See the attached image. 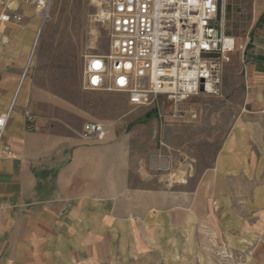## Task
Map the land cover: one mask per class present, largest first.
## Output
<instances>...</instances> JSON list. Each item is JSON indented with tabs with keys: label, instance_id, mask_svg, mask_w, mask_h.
I'll return each mask as SVG.
<instances>
[{
	"label": "crops",
	"instance_id": "obj_1",
	"mask_svg": "<svg viewBox=\"0 0 264 264\" xmlns=\"http://www.w3.org/2000/svg\"><path fill=\"white\" fill-rule=\"evenodd\" d=\"M6 5L22 21L0 20V114L14 100L3 135L12 154L0 158V264H198L208 235L241 232V202L264 206L263 8L223 71L237 120L197 178L166 186L137 148L148 129L131 124L129 107L102 122L103 140L86 139L84 115L49 110L42 103L54 99L20 82L40 21L29 3L0 0V14Z\"/></svg>",
	"mask_w": 264,
	"mask_h": 264
},
{
	"label": "rangeland",
	"instance_id": "obj_2",
	"mask_svg": "<svg viewBox=\"0 0 264 264\" xmlns=\"http://www.w3.org/2000/svg\"><path fill=\"white\" fill-rule=\"evenodd\" d=\"M263 5L264 0L222 1L220 14L225 19L226 32L237 43L253 31L263 14ZM95 11L90 0H52L49 18L38 32L25 77L37 86L40 96L54 99L43 102L44 107L55 113L70 109L73 119L80 113L84 115L83 124L115 119L125 106L129 107V116L134 118L131 124L143 123L148 129V139L145 132L140 134L144 143L137 148L148 149L150 172L162 176L166 186L197 178L201 168L211 164L237 120L238 111L230 96L223 89L217 97L192 96L183 106L194 108L197 118L168 121L160 119L152 106L133 107L123 94L84 90L85 55L104 53L108 47L105 27L94 21ZM261 193L257 194H264ZM214 206L216 224L221 215L216 202ZM240 206L244 219L241 232L222 237L214 232L208 235L198 264H251L252 259H264V206L252 212L246 202Z\"/></svg>",
	"mask_w": 264,
	"mask_h": 264
},
{
	"label": "built area",
	"instance_id": "obj_3",
	"mask_svg": "<svg viewBox=\"0 0 264 264\" xmlns=\"http://www.w3.org/2000/svg\"><path fill=\"white\" fill-rule=\"evenodd\" d=\"M222 1L90 0L96 7L94 21L106 29L108 47L85 55L82 88L123 94L133 107H154L162 120L196 119L197 111L183 103L192 96H220L225 65L243 48L226 32ZM20 2L34 6L41 28L52 0ZM0 20L21 23L22 15L6 5ZM13 106L14 100L0 114V158L12 154L3 135ZM24 117L27 129H35L36 115L25 109ZM105 132L103 123L88 121L81 136L101 141Z\"/></svg>",
	"mask_w": 264,
	"mask_h": 264
},
{
	"label": "bare ground",
	"instance_id": "obj_4",
	"mask_svg": "<svg viewBox=\"0 0 264 264\" xmlns=\"http://www.w3.org/2000/svg\"><path fill=\"white\" fill-rule=\"evenodd\" d=\"M40 30H41V28L39 27L38 32H40ZM38 32H37V34H36V38H35V41H34V43H33L32 49H31V54L34 53L35 48H36V45H37V42H38ZM31 54H30V57H29V60H28V64H29L30 59H31ZM28 64H27V65H28ZM164 161H165V160H164Z\"/></svg>",
	"mask_w": 264,
	"mask_h": 264
}]
</instances>
